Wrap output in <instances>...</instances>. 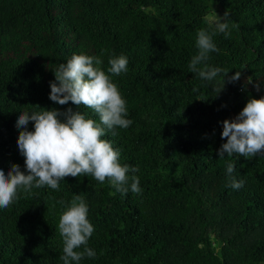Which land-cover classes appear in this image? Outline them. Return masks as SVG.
<instances>
[{
	"label": "trees",
	"instance_id": "1",
	"mask_svg": "<svg viewBox=\"0 0 264 264\" xmlns=\"http://www.w3.org/2000/svg\"><path fill=\"white\" fill-rule=\"evenodd\" d=\"M228 10L230 35L213 36L218 51L206 63L241 78L202 80L188 67L197 30ZM73 54L100 58L126 101L132 124L103 138L138 168L128 175L141 191L118 193L91 175L21 190L0 209V264H63L58 222L74 194L88 206L96 253L79 264H264V154H218L222 122L264 98V0H0V169L26 173L15 125L29 105L99 122L90 108L49 98L54 71ZM121 55L127 72L107 73ZM228 162L240 189L228 186Z\"/></svg>",
	"mask_w": 264,
	"mask_h": 264
},
{
	"label": "clouds",
	"instance_id": "2",
	"mask_svg": "<svg viewBox=\"0 0 264 264\" xmlns=\"http://www.w3.org/2000/svg\"><path fill=\"white\" fill-rule=\"evenodd\" d=\"M230 10L224 17L216 14L214 24L209 29L197 30L196 47L198 53L191 58L189 71L205 81H213L224 73L228 82H237L241 72L229 77L226 69L211 67L206 62L209 53L218 51L213 36L228 33ZM207 19V18H206ZM107 73L119 76L127 72L128 60L125 56H113L108 61ZM102 60L86 54H73L67 63H61L54 71L55 81L50 82V100L59 105L69 102L92 109L99 116V122L86 118L80 111L68 108L66 112L32 106V111L19 113L16 128L19 131L17 145L24 157L26 173L19 165H12L5 172L0 169V209H6L19 199V193H30L33 187L47 186L59 190L60 182L66 177L76 178L91 175L104 183L106 180L116 192L138 194L140 180L138 168H129L120 163V152L112 143L104 139L107 132L117 135L115 129H127L132 121L127 119L126 101L111 76L102 69ZM225 85V79H224ZM38 109V110H35ZM34 122V131L28 130ZM222 139L226 143L219 149L220 159L225 155L238 154L244 158L264 154V98H250L246 106L234 120L222 122ZM235 164L228 162L229 187L240 189L244 182L232 178ZM63 203V202H61ZM88 206L82 195H73L59 218L58 231L63 241V264H79L85 257L94 258L96 253L87 247L94 228L88 220ZM83 246V251H77Z\"/></svg>",
	"mask_w": 264,
	"mask_h": 264
},
{
	"label": "rangeland",
	"instance_id": "3",
	"mask_svg": "<svg viewBox=\"0 0 264 264\" xmlns=\"http://www.w3.org/2000/svg\"><path fill=\"white\" fill-rule=\"evenodd\" d=\"M210 20L212 21V23H214L215 20H216V18H215V17H210ZM251 90H254V91L258 92V90H259L258 85H257L256 83H254V84L252 85Z\"/></svg>",
	"mask_w": 264,
	"mask_h": 264
}]
</instances>
